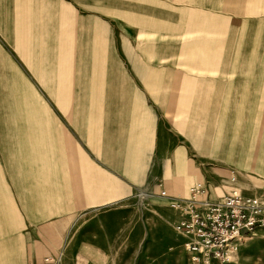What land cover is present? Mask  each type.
Masks as SVG:
<instances>
[{"label":"crops","instance_id":"1","mask_svg":"<svg viewBox=\"0 0 264 264\" xmlns=\"http://www.w3.org/2000/svg\"><path fill=\"white\" fill-rule=\"evenodd\" d=\"M260 109L264 0H0V264H114L127 202L228 191L204 155L256 190Z\"/></svg>","mask_w":264,"mask_h":264},{"label":"built area","instance_id":"2","mask_svg":"<svg viewBox=\"0 0 264 264\" xmlns=\"http://www.w3.org/2000/svg\"><path fill=\"white\" fill-rule=\"evenodd\" d=\"M170 204L179 214L174 230L195 264L231 263L247 238L264 228V184L252 192L234 187L211 198L206 184L198 182L187 196L176 197ZM45 260L62 264L59 257Z\"/></svg>","mask_w":264,"mask_h":264},{"label":"rangeland","instance_id":"3","mask_svg":"<svg viewBox=\"0 0 264 264\" xmlns=\"http://www.w3.org/2000/svg\"><path fill=\"white\" fill-rule=\"evenodd\" d=\"M226 99L224 95L220 94L218 122H220V131H222L220 135L229 138L230 143V119H228V116H230V101H228V104H225L224 101ZM255 116L256 111L252 110L248 119L254 121ZM257 116V118H261V121H264V109H260ZM227 143L228 142H226V144ZM223 153H225V151L221 149L220 155ZM213 162L218 164V167L227 168L229 170H214L210 167ZM199 163H202V166L209 170V176L215 184L214 187L217 189L220 188V193L224 191V188L225 190H230L233 187H237L235 181L230 180V175L236 176L234 173H230V160L227 161L222 158L214 159L204 155L200 158ZM255 188L256 187L252 186V188L249 189L255 191ZM258 188L259 187H257V189ZM156 195L158 197L167 198L161 195V193H157ZM140 197L143 198L142 195H139V201L143 202L144 199L141 200ZM168 200L170 199L167 198V205H157V203L152 205L142 203L130 205L128 202L123 205L124 212L127 213L128 216L133 212V214L138 216L139 222L134 225L133 222L130 223L128 221V226L134 225H132V231H129L133 236L126 240L124 238L125 242L128 243V252L117 255L114 264H124L126 260L131 261L132 264H195L189 259L183 247V238L174 230V223L178 220L179 214ZM131 216L130 214L129 217ZM131 243L133 244L130 245ZM124 249L126 251V247H124ZM216 264L221 263L217 262ZM228 264H264V228L258 229L256 234L247 238L235 254L233 261Z\"/></svg>","mask_w":264,"mask_h":264},{"label":"bare ground","instance_id":"4","mask_svg":"<svg viewBox=\"0 0 264 264\" xmlns=\"http://www.w3.org/2000/svg\"><path fill=\"white\" fill-rule=\"evenodd\" d=\"M163 195V194H162ZM164 196V195H163ZM165 197H167L168 198V196H165ZM170 199V198H169Z\"/></svg>","mask_w":264,"mask_h":264}]
</instances>
